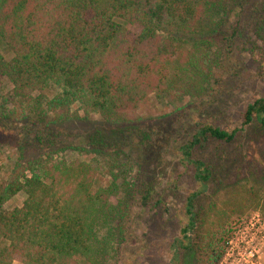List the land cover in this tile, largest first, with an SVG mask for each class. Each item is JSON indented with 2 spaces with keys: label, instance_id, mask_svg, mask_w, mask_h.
<instances>
[{
  "label": "trees",
  "instance_id": "1",
  "mask_svg": "<svg viewBox=\"0 0 264 264\" xmlns=\"http://www.w3.org/2000/svg\"><path fill=\"white\" fill-rule=\"evenodd\" d=\"M230 1L0 0V83L8 86L0 119L39 152L23 158L20 147V161L0 181V264H102L109 257L126 211L110 204L111 187L93 189L94 163L54 155L99 152L122 128L145 146L153 133L133 125L135 111L151 94L183 95L191 76L201 75L209 33L224 22ZM258 10L264 14V2ZM49 86L56 89L51 96L44 93ZM73 104L82 117L69 113ZM90 114L100 118L89 129L64 127L88 124ZM242 117L264 129V98L248 103ZM195 127L178 147L179 162L204 184L209 169L192 148L208 140L228 143L235 130L201 121ZM134 186L140 207L158 203L150 201L148 185L136 180ZM17 193L21 204L9 205ZM196 194L184 200L186 222L174 240L178 264H214L221 256L200 252L189 238Z\"/></svg>",
  "mask_w": 264,
  "mask_h": 264
},
{
  "label": "rangeland",
  "instance_id": "2",
  "mask_svg": "<svg viewBox=\"0 0 264 264\" xmlns=\"http://www.w3.org/2000/svg\"><path fill=\"white\" fill-rule=\"evenodd\" d=\"M263 2L230 1L224 22L209 33L212 43L204 50L205 65L197 71L201 75L191 76L183 95L171 99L154 93L135 111L133 125L153 133L145 146L139 145V136L122 128V134H113L110 147L99 152L54 155L94 163L93 189L111 187L110 204H120L126 211L118 222L121 240L112 245L102 264H178L174 240L186 222L183 205L191 192L197 194L189 238L196 249L221 251L214 264H264V129L254 119L244 124L242 117L248 103L264 98V38L255 30L257 23L264 32V14H257ZM7 87L0 83V102ZM55 91L49 86L44 93L51 96ZM69 113L83 116L77 104ZM99 118L90 114L88 124L64 127L87 130ZM200 121L235 130L228 143L208 140L192 148V157L208 166L210 176L204 184L193 178L191 166L179 162L178 153ZM20 147L23 158L39 154L30 140L14 135L0 119V181L20 161ZM136 180L152 189L150 201L157 204L138 205ZM22 198L17 193L8 204L19 206Z\"/></svg>",
  "mask_w": 264,
  "mask_h": 264
}]
</instances>
